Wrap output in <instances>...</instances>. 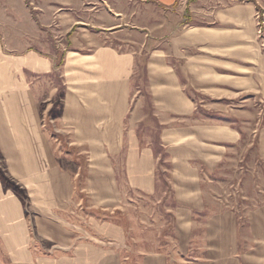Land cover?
Returning <instances> with one entry per match:
<instances>
[{"label":"crops","instance_id":"1","mask_svg":"<svg viewBox=\"0 0 264 264\" xmlns=\"http://www.w3.org/2000/svg\"><path fill=\"white\" fill-rule=\"evenodd\" d=\"M136 1L152 6L149 26L128 23L111 0H90V22L76 20L59 60L31 43L5 44L0 35V155L27 202L0 176V245L10 264H124L131 260L123 252L126 226L113 212L124 202L122 176L133 191L159 196L158 173L167 168L176 258L140 250L135 260L264 264V201L241 214L222 209L215 196L226 161L252 129L263 171L246 174L247 198L264 185V37L258 32V6H264L260 0ZM140 62L148 103L134 92ZM54 71L65 85L57 121L77 152L85 150L84 167L74 154L66 156L74 155L77 168L65 167L44 130L58 87L41 100L35 80L53 78ZM153 128L169 168L159 164ZM80 175L96 207L88 229L69 218Z\"/></svg>","mask_w":264,"mask_h":264},{"label":"rangeland","instance_id":"2","mask_svg":"<svg viewBox=\"0 0 264 264\" xmlns=\"http://www.w3.org/2000/svg\"><path fill=\"white\" fill-rule=\"evenodd\" d=\"M260 1L264 6V0ZM111 6L114 9L124 10L126 13L121 16L126 18L128 23L132 25H150L151 5L136 0H111ZM159 16L166 17V14L160 13ZM76 20L90 22V0H0V35L4 37V43L10 46L18 43L20 47H22V44L31 43V47H36L51 54L56 53L58 60L64 52L65 35ZM259 35L264 37V33H259ZM146 47L138 54L139 58H144L143 56L147 55L150 45L148 44ZM139 64L138 74L134 78V92L137 95L145 94L144 102L148 103L149 94L143 77V63L140 62ZM52 77L37 78L35 80L41 100L50 96L54 86L59 89V85L64 84L62 77L54 75ZM41 104L46 108V102L42 101ZM147 107L150 108V105L148 104ZM47 111L46 109L44 113V130L50 136L56 154L63 159L65 167L73 169L77 168L74 155L81 156L80 164L84 167L87 155L85 150L80 148L77 152V146L73 143L74 138L69 137L70 134L63 129L57 120H51ZM50 125L55 126L54 131L56 134H53ZM254 126L256 127V125ZM252 130L247 131L251 136L243 137L237 151L226 161L228 173L220 179L221 182L217 186L219 193L215 195L221 197V194H223L224 197H227L229 191L237 187L235 196L233 198L228 196V200L225 202L227 206H223L222 209H235L241 214L264 201V194L260 195V191L264 190L263 184L256 185L259 196L253 198L248 199L244 189L246 174L253 172L255 168L261 170V173L263 171V161L256 154V137H254L255 132H252ZM153 134L152 141L154 144L158 138L156 128H153ZM67 154L74 155L66 156ZM163 159L165 158L163 157ZM168 159L167 157L164 160L163 167H167ZM162 171L169 174L167 168L162 169ZM0 172H6L1 155ZM5 174L7 175V173ZM81 177V175L76 177L77 192L69 218L74 223H80L88 229L90 224L88 220H90L93 211H96V207L93 206L84 179ZM122 181L125 191L124 202L113 212L120 211L116 219L121 220L126 226L129 244L126 250L123 249V252L129 251L128 255H130L131 260H124L126 261L124 264H140V257L135 260L136 255H141L138 252L140 250L168 252L176 258V241L173 238V216L171 212V187L161 181V194L159 196H146L130 189L123 176ZM100 216L103 217L101 214ZM136 250L137 252H135ZM173 263L176 264L177 262L174 261ZM0 264H10L8 256L1 245Z\"/></svg>","mask_w":264,"mask_h":264},{"label":"trees","instance_id":"3","mask_svg":"<svg viewBox=\"0 0 264 264\" xmlns=\"http://www.w3.org/2000/svg\"><path fill=\"white\" fill-rule=\"evenodd\" d=\"M258 10L260 13H263V7L262 6H258ZM63 65V62H60L56 65V68H60V66ZM57 76V77H62L61 76V72L60 71H54V73L50 76ZM143 77L146 81V68L144 67V70H143ZM64 92H65V85L64 84H60L59 85V89H58V93H57V96H56V99L54 101V106H53V109L52 111L50 112L49 116H50V119L51 120H57V117H58V114L62 108V98H63V95H64ZM58 106H59V109H58ZM51 124V123H49ZM50 128L51 130L53 131V134H56L55 133V126L54 125H50ZM154 149H155V152H156V155L157 156H160V161H159V164L160 166H164V160L169 157L167 151H166V148L163 146L161 140H160V137H158L154 143ZM163 157L165 159H163ZM167 167H171V163L168 161L167 163ZM0 176L4 182V185L6 187H12L14 189V191H16V193L18 195H20V197L22 198V200L24 201V203H26L27 205V202H26V195H25V192L24 190L18 186L8 175L5 174V172H0ZM158 177L160 179V181H163L165 184H168V186L170 187V184H169V174L167 173H164L163 171H160L158 173ZM101 210H98V212H100ZM94 213V211H93ZM92 213V214H93ZM115 213H120V211H116ZM114 214V213H113ZM96 215H99V214H96ZM102 215H105L106 218H111L112 213L110 211H105V213H102Z\"/></svg>","mask_w":264,"mask_h":264},{"label":"built area","instance_id":"4","mask_svg":"<svg viewBox=\"0 0 264 264\" xmlns=\"http://www.w3.org/2000/svg\"><path fill=\"white\" fill-rule=\"evenodd\" d=\"M264 10V8H263ZM258 17L260 19L259 21V33L260 34H263L264 33V11L263 13H260L258 12ZM234 190V191H231V190ZM230 191H229V197L233 198V196H235V192H237V187H234L232 188ZM228 196L227 197H224L223 194H221V197H217V199L222 203L223 206H227V204H225V202L228 200Z\"/></svg>","mask_w":264,"mask_h":264}]
</instances>
